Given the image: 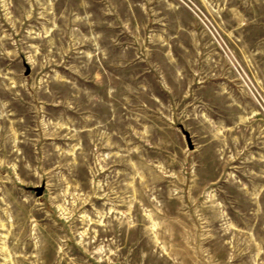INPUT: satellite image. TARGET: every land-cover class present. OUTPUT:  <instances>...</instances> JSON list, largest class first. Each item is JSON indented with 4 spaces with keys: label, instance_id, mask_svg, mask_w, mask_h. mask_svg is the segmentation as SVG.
I'll list each match as a JSON object with an SVG mask.
<instances>
[{
    "label": "rangeland",
    "instance_id": "1",
    "mask_svg": "<svg viewBox=\"0 0 264 264\" xmlns=\"http://www.w3.org/2000/svg\"><path fill=\"white\" fill-rule=\"evenodd\" d=\"M0 264H264V0H0Z\"/></svg>",
    "mask_w": 264,
    "mask_h": 264
},
{
    "label": "water",
    "instance_id": "2",
    "mask_svg": "<svg viewBox=\"0 0 264 264\" xmlns=\"http://www.w3.org/2000/svg\"><path fill=\"white\" fill-rule=\"evenodd\" d=\"M187 142H188V145H189V148L190 149H193V144L191 142V138H190V135L187 133ZM41 190V189H40Z\"/></svg>",
    "mask_w": 264,
    "mask_h": 264
}]
</instances>
